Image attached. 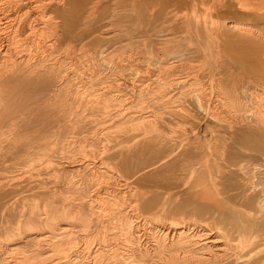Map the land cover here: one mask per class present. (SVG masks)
I'll return each instance as SVG.
<instances>
[{
    "label": "bare ground",
    "instance_id": "6f19581e",
    "mask_svg": "<svg viewBox=\"0 0 264 264\" xmlns=\"http://www.w3.org/2000/svg\"><path fill=\"white\" fill-rule=\"evenodd\" d=\"M0 264H264V0H0Z\"/></svg>",
    "mask_w": 264,
    "mask_h": 264
}]
</instances>
